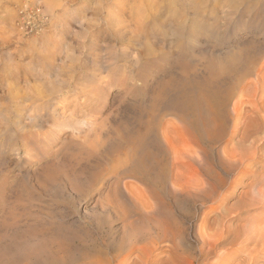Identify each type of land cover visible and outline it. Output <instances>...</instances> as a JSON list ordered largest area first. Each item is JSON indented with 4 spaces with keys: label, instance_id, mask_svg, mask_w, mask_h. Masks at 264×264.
<instances>
[{
    "label": "rangeland",
    "instance_id": "rangeland-1",
    "mask_svg": "<svg viewBox=\"0 0 264 264\" xmlns=\"http://www.w3.org/2000/svg\"><path fill=\"white\" fill-rule=\"evenodd\" d=\"M229 54L235 71H208ZM202 94L222 135L199 122ZM263 106L264 0H0V264H132L159 238L196 258L208 207L249 190L220 154Z\"/></svg>",
    "mask_w": 264,
    "mask_h": 264
},
{
    "label": "bare ground",
    "instance_id": "bare-ground-1",
    "mask_svg": "<svg viewBox=\"0 0 264 264\" xmlns=\"http://www.w3.org/2000/svg\"><path fill=\"white\" fill-rule=\"evenodd\" d=\"M246 45L248 46L249 44H246ZM243 47H246V46H243ZM241 49H244V48H241ZM226 53H228V52H226ZM229 53H232V52H229ZM239 55H243V54L240 53ZM237 57L238 56H234V55L229 54L226 57L225 56L222 57V60H220V61L217 60L218 62H215L214 60L210 61V62H208V64L210 63L209 66H210L211 70L208 69V71H212L216 76H218L219 74L229 72L230 70H232L231 72H233V69H234V71L236 70L233 67L236 66V64H238L239 62H241V61H239V62L236 61ZM239 57H241V56H239ZM243 58L245 59V57H242V59ZM207 61H209V60H207ZM179 63L181 64V62H179ZM187 64H188V66L185 64L186 67H189V63H187ZM243 64L245 65L244 68H248V70L252 66V62H246L245 61V63H243ZM179 67H180V65H179ZM207 67H208V65H207ZM181 70H182V68H181ZM186 71H187V69H186ZM208 73H210V72H208ZM186 74L188 75L189 73L186 72ZM186 74H184V75H186ZM213 81H216V80H213ZM161 83H163V82H161ZM163 84H165V83H163ZM177 87H179V85H177ZM213 93H215V91ZM161 95L162 94H160V96ZM193 97H195V96H193ZM221 99L223 100V98H221ZM217 102L219 103V101L214 102L211 98L205 97V95H203V94L197 96L195 101H194V104H195V107L197 109L198 116L200 119L199 122H200V124H202L204 131H206L207 135H213V136H216L219 134L222 135V131H223L222 127L223 126H222L221 119L222 120H224V119H223V117L220 118V116H222L221 114L223 113L224 109L222 111V109L219 107V105L217 106ZM221 103L224 104L223 101H221ZM260 109H261V112L263 113L262 114L263 116H261V117L254 116V118L252 117L253 120L255 119L257 121L258 125L257 124L256 125L258 127L257 128L254 127V121L253 120L250 121L248 119L250 117V115H247L248 118L244 116L243 121L241 122L239 129L234 131V133L238 134V139L235 141V143L231 146L230 149L228 148L229 150L228 149L225 151L222 150L221 154H220V160L223 163H225L228 166H232L233 168H236V172L233 176L237 177L240 180L243 177H249V178L251 177V182L247 183V185H249V187H248L249 190L246 193L244 192V194H241L238 197L237 202H235L234 205L230 208L224 209L220 202H217L215 205H211L208 207V212L205 213V215L203 216V218L201 220V226H204V227L206 226V228L203 230V232L200 233L201 241H200V246L198 249L197 257L195 258V257H190L189 255H186V253L182 252L177 247H175L171 242L172 240H169V239L167 240L168 244H166V245H163L164 241L160 238L152 240L149 244H143L139 240H137L135 245H134L135 246L134 247L135 256L133 258L132 264H210V263L211 264H217V262L226 255L233 257L230 264H264V225L261 226V224H264V180L260 177L257 178L253 172L254 162L260 157L261 154L264 153V106H263V108H260ZM252 118L250 117V119H252ZM249 121L253 122V123H249ZM249 124H252V126H250ZM148 127H150V126H148ZM249 127H252V128L254 127L256 129L255 130L253 129V131H251L252 129ZM145 128H146V126H145ZM240 129L242 131L239 132ZM147 131H148V129H147ZM141 133H137V134H141ZM147 136L148 135H146V138L143 140L138 139L139 141L138 140H135V141H138V144L140 146L141 145L145 146L147 144V142L149 141L148 139L150 138L149 137L147 139ZM213 138H215V137H213ZM230 140L232 141V138H229L228 142H231ZM133 143H135V142H133ZM225 143H226V141H225ZM135 146H137V144H135ZM113 147H114V145H113ZM138 149H140V148H138ZM147 155H149V154H147ZM151 156L150 157L146 156V157H149V158H147V160L151 159L153 157V156L152 157ZM143 157H144V155H143ZM152 160H153V158H152ZM147 165H145V166H147ZM215 170H217V169H215ZM234 170L232 169V171H234ZM227 173L223 172V175L226 176ZM219 176H221V175L219 174ZM223 178H224V180L227 179L226 177H223ZM221 182L223 183L224 181L222 180ZM225 182L227 183V181H225ZM222 183H220L221 186H222ZM231 184H232V182L230 183V185ZM216 185H218V184H216ZM173 192L176 195H182V194H180V192H181L180 188L178 189V188L173 187ZM216 193H218V192H216ZM152 205H154V204H152ZM220 207L222 208V210H220V212L217 211L218 212V214L216 213L217 217H214L215 216L214 215L213 217L215 219L214 218H213V220L209 219V217H211L210 215H211L212 211L216 208L219 209ZM244 207H246L247 209L251 208L254 211H258V213L256 214L255 217H253V218L251 217V218L247 219L245 221V224H243V225L241 224L240 226L237 225V227L236 226L231 227L229 225L228 221L224 220V217L227 214H229L231 211H233L235 209L237 210L240 208H244ZM150 208H152V207H150ZM151 210H152V212L154 211L153 208ZM239 211L240 210H238V212ZM154 214H156V212ZM155 216L156 215H154V216L152 215V217H155ZM153 220L155 221L156 219H153ZM168 225L170 226V224H168ZM215 226H216V228H215ZM164 228L163 229H162V227L159 228V229H162V233L164 232L163 230L166 231V229H164ZM233 230L238 232L235 234L240 233L239 236L235 235V234H233L231 236V233L233 232ZM204 231L205 232L210 231V232H207V233L211 234V236L207 235L210 238L209 237L207 239L205 238L206 235H205ZM167 234L169 235V234H171V232L167 233ZM165 237L166 236L164 235L163 238H165ZM169 237H170V235H169ZM166 238H168V237H166ZM140 239H141V237H140ZM163 247H165L164 251L166 253V255H165L166 258L163 260L162 259L160 260L157 256L159 255L158 253L161 251V249ZM241 256H242V258H240ZM198 259H199V261H198Z\"/></svg>",
    "mask_w": 264,
    "mask_h": 264
}]
</instances>
